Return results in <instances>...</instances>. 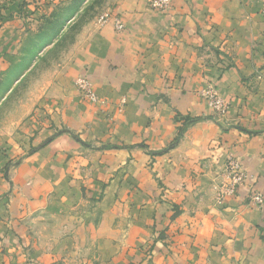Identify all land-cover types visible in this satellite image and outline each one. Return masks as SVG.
<instances>
[{"label": "crops", "instance_id": "crops-1", "mask_svg": "<svg viewBox=\"0 0 264 264\" xmlns=\"http://www.w3.org/2000/svg\"><path fill=\"white\" fill-rule=\"evenodd\" d=\"M171 1L161 13L110 0L125 30L97 25L59 91L41 94L1 141L14 160L2 171L10 158L0 159V264H51L17 217L78 210V200L84 221L62 243L87 248L69 249L65 264H264V208L249 200L264 196V0ZM81 75L97 105L79 97ZM210 82L230 104L224 119L199 94ZM229 155L248 180L220 203L214 181Z\"/></svg>", "mask_w": 264, "mask_h": 264}, {"label": "rangeland", "instance_id": "rangeland-1", "mask_svg": "<svg viewBox=\"0 0 264 264\" xmlns=\"http://www.w3.org/2000/svg\"><path fill=\"white\" fill-rule=\"evenodd\" d=\"M109 1L43 0V4L35 5L34 2L39 3L38 0H34L32 3L29 0H0V32L11 26L10 30L14 31L11 39H8L12 44L8 47V52L3 53L7 59V72L4 70L0 81V159L5 161L12 155L7 141L3 143L1 141L7 135H11L32 111L40 95L48 89L50 91V88L59 91L57 86L68 76V67L73 53L77 47L84 45L85 39L89 38L94 28L101 24L102 17L110 10L108 8ZM15 28L17 30H14ZM10 48L11 50H9ZM82 78L91 83L92 91L98 97L97 103L85 100L83 91L76 86V82ZM74 86L83 101L93 105L100 102V97L89 77L85 75L77 77ZM210 91L226 105L225 112H220L210 105V98L208 97ZM199 94L213 115L220 119L226 117L230 104L223 99L217 85L210 82ZM18 131L21 132V128ZM33 150L36 148L30 147L27 153L29 154ZM9 160L2 171H6L12 165L14 159L11 160L10 158ZM232 160L239 162V170L248 180V174L241 160L235 155H229L222 165V171L216 174L214 181L216 186L213 191H216V196H214L216 202L224 203L227 201V199L219 201L218 197L220 191H225L226 188L224 189V187H228L233 181L235 167H233ZM249 200L251 201L250 198ZM77 203L78 210H71L72 208H70L61 213L35 210L29 216L25 215L24 218L17 217L19 221L23 220L29 228L28 234L32 237L30 248L34 245L36 251H44L43 253L48 256V259L52 260L51 264L67 263L69 249L79 253L87 248L81 243L77 245L62 243L75 230L70 228V222L80 219L84 221L86 214L84 200H78ZM259 208L263 209L264 206ZM97 216L93 220V236L101 231L98 228L101 218ZM89 232L91 231L88 229ZM77 234L80 236V233L77 232ZM39 237L41 238L39 239ZM54 254H56L57 260H55Z\"/></svg>", "mask_w": 264, "mask_h": 264}, {"label": "built area", "instance_id": "built-area-1", "mask_svg": "<svg viewBox=\"0 0 264 264\" xmlns=\"http://www.w3.org/2000/svg\"><path fill=\"white\" fill-rule=\"evenodd\" d=\"M148 4L153 10L161 13H168L172 9L171 0H148ZM101 24L102 25L112 24L117 32H123L125 30V25L122 22V20L118 16H114L111 13H107L102 17ZM76 86L78 87V89L83 91L82 94L84 95L83 97L85 100H88L92 103L98 102V97L92 91V85L87 79L85 78L79 79L76 82ZM208 97L210 98V105L214 109L220 112L226 111V105L219 98H216L212 91L208 92ZM232 161H233L232 162L233 167H235L234 175L232 179L233 181L232 183H230L228 187L226 186L224 187V189L226 188L227 191L226 190L220 191L218 197L219 201H224L225 199L231 198V196H235L238 193L239 188H241L247 180L244 174L239 170L240 169L239 162L235 160ZM249 198L257 206L259 207L264 206V196L260 192L254 191L252 194H250Z\"/></svg>", "mask_w": 264, "mask_h": 264}]
</instances>
